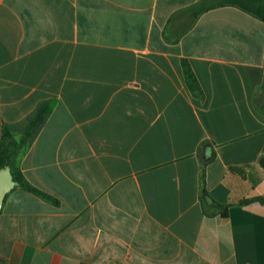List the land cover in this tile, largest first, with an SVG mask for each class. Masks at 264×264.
I'll list each match as a JSON object with an SVG mask.
<instances>
[{
  "label": "crops",
  "instance_id": "0c3cea01",
  "mask_svg": "<svg viewBox=\"0 0 264 264\" xmlns=\"http://www.w3.org/2000/svg\"><path fill=\"white\" fill-rule=\"evenodd\" d=\"M221 1L0 0V141L57 100L18 166L58 201L7 196L0 264H264V21Z\"/></svg>",
  "mask_w": 264,
  "mask_h": 264
},
{
  "label": "trees",
  "instance_id": "16d2710c",
  "mask_svg": "<svg viewBox=\"0 0 264 264\" xmlns=\"http://www.w3.org/2000/svg\"><path fill=\"white\" fill-rule=\"evenodd\" d=\"M221 3H227L233 6H236L264 21V1H261V0H223L221 1ZM181 66H182V70H183V74L186 80L187 87L189 91L191 92V94L196 98L204 100L205 98L204 92L188 60L182 59ZM259 91L261 92V96L263 97L264 96V83L259 89ZM56 103H57V100L50 99V100L43 101L39 105L35 113L27 121V126L20 140H17L15 136L12 134L10 128L4 124L2 127V137L0 141V169L4 168L5 166H9L11 168L14 181L17 183V186L12 191H14L16 188H19L22 191L37 195L43 198L44 200L51 202L52 204H55V205L58 204L57 199H55L54 197H52L51 195L45 192H42L41 190H39L38 188H36L35 186L30 184L26 180V178L24 177L22 171L20 170L18 166V158H19V155L22 149L28 144L29 140L34 135V133L38 131L41 125L45 122L48 116L52 113ZM259 165L261 166L262 169H264V157L260 158ZM199 199L201 203L203 204L204 211L207 215H208V212L206 211L205 206L212 208V209H216L217 212H219L223 220L228 219L229 209L232 205L231 204H224V205L219 204L215 202L213 199H211L206 189L205 165H203V169H202L201 177H200ZM257 201L264 202V198H259L257 199ZM244 203H246V201L242 202V204Z\"/></svg>",
  "mask_w": 264,
  "mask_h": 264
},
{
  "label": "water",
  "instance_id": "95a60500",
  "mask_svg": "<svg viewBox=\"0 0 264 264\" xmlns=\"http://www.w3.org/2000/svg\"><path fill=\"white\" fill-rule=\"evenodd\" d=\"M17 186L14 181L11 168L5 166L0 169V212L2 210L3 204L7 195Z\"/></svg>",
  "mask_w": 264,
  "mask_h": 264
}]
</instances>
